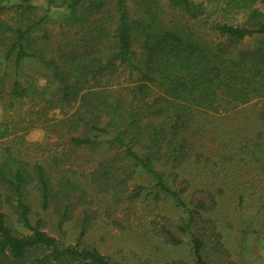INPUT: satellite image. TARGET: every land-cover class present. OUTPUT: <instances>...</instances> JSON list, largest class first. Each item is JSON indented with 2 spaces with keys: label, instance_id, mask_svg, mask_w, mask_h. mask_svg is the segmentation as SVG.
<instances>
[{
  "label": "trees",
  "instance_id": "16d2710c",
  "mask_svg": "<svg viewBox=\"0 0 264 264\" xmlns=\"http://www.w3.org/2000/svg\"><path fill=\"white\" fill-rule=\"evenodd\" d=\"M9 1L21 15L33 9L34 0ZM44 1L67 11L57 48L47 57L27 51L38 19L9 28L5 50L16 74L32 58L47 80L39 90L14 81L8 91V110L22 99L39 108L21 135L0 127V264H117L81 238L108 203L116 209L141 195L135 175L181 210L161 228L164 241L187 242L194 264H223L231 213L244 236L264 217V0H222L211 8L224 17L215 18L192 0ZM55 109L60 118L48 117ZM219 120L233 123L229 135L223 125L210 130ZM36 128L43 141L26 142ZM31 192L58 226L81 208L74 245L43 231L41 218L31 223Z\"/></svg>",
  "mask_w": 264,
  "mask_h": 264
},
{
  "label": "rangeland",
  "instance_id": "374dc122",
  "mask_svg": "<svg viewBox=\"0 0 264 264\" xmlns=\"http://www.w3.org/2000/svg\"><path fill=\"white\" fill-rule=\"evenodd\" d=\"M128 1L131 2V0ZM192 1L203 3L213 18L224 17L222 13L218 12L219 10L213 11L211 8L212 5L221 4L222 0ZM161 3L163 4L164 0H161ZM17 4V2L9 0H1L0 3V23L3 27H8L7 29L4 28L6 30H0V79L3 78L4 80L0 91V127L7 124L8 133L16 132V135H21L24 131L22 129H27L29 123L37 122L38 118L32 112L37 111L39 106L32 105L26 99H22L21 105L8 110L6 108L8 91L14 81H19L32 89L39 90L46 84L47 73L32 58H25L21 62L17 74L12 57L5 61V50L11 45L15 37L9 28H21L33 21L43 19L41 24L27 35L25 45L27 51L44 49L47 57L49 51L55 50L57 44L63 39L60 23L67 11L61 7L60 2L54 7H48L46 1L34 0L30 3L33 7L32 11L21 15V9L16 6ZM236 19L240 21V16H235V21ZM31 100L32 102L37 101L35 95ZM258 108L259 105L258 107L253 105L250 109H246L250 115V121L246 127L252 126L254 123V114ZM244 112L239 109L240 115ZM47 116L60 118V111L58 109L52 110L47 113ZM241 117L239 116V119ZM217 125H223L226 128L223 133L229 135V127H232L233 123H230L229 120H225V122L219 120L218 123L210 127V130H215ZM211 135L208 142L212 141ZM217 136H220V133ZM24 137L28 143H40L44 139V131L41 128L30 129L28 132L26 131ZM135 183L144 186L141 195L131 201H123L116 209L111 208L109 203L107 208L100 209L91 221L90 229L81 238V242L86 246L96 248L102 255L117 264H170L172 261L194 264L191 249L187 242L171 245L166 243L161 235V228L176 223L181 215V210L169 198H156L150 180L145 175H135V180L132 181L131 185ZM29 201L32 209V224L41 218L42 230L54 237L60 244L67 246L76 243L83 215L81 208L74 210L72 220L58 226L57 218L51 213L52 210L41 212L32 192ZM5 213L12 228L27 234V231L19 229L15 223V218L8 211ZM239 217L237 212H232L225 222V224L227 223L226 226L230 225L232 229L229 231L226 227V231H224V249L229 256L222 258L223 264H264V217L258 222L255 230L253 229V233H250L252 230H249V234L246 236L240 234L243 226L239 223Z\"/></svg>",
  "mask_w": 264,
  "mask_h": 264
}]
</instances>
